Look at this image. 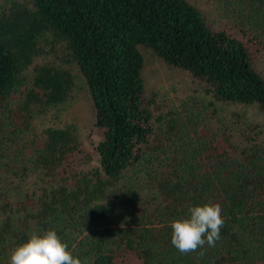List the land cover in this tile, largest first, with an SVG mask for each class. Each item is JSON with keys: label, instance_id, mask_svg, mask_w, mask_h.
<instances>
[{"label": "trees", "instance_id": "16d2710c", "mask_svg": "<svg viewBox=\"0 0 264 264\" xmlns=\"http://www.w3.org/2000/svg\"><path fill=\"white\" fill-rule=\"evenodd\" d=\"M216 5L223 27L190 0H0V264L49 229L88 264H264V0ZM141 47L196 80L210 112L163 110ZM79 83L101 134L86 169L74 124H35ZM218 104L261 120L235 137ZM205 203L222 208L220 239L183 254L170 224Z\"/></svg>", "mask_w": 264, "mask_h": 264}, {"label": "rangeland", "instance_id": "374dc122", "mask_svg": "<svg viewBox=\"0 0 264 264\" xmlns=\"http://www.w3.org/2000/svg\"><path fill=\"white\" fill-rule=\"evenodd\" d=\"M204 13L207 21L214 27L226 25V18H222L217 11L216 0H190ZM144 56L143 77L146 92L154 96L158 105L163 110H174L181 114L203 108L210 112L206 104L209 97L204 93L199 83L183 70L173 68L162 61L150 50L141 47ZM264 62V57L262 60ZM264 67V66H259ZM218 116L212 119L214 124H219L221 119L231 128L235 137L239 131L248 126H257L261 120L258 110L252 106L244 105H217ZM37 127L45 125H64L72 123L76 126L82 140L84 153L75 157L73 164L79 169H86L96 163L94 146L101 138L100 131L93 124V109L87 92L80 83L77 84L71 97L61 106L48 108L45 112H35ZM239 117V118H238ZM92 155L90 162H85V155ZM127 264H140L135 256L127 258Z\"/></svg>", "mask_w": 264, "mask_h": 264}, {"label": "clouds", "instance_id": "9594fccd", "mask_svg": "<svg viewBox=\"0 0 264 264\" xmlns=\"http://www.w3.org/2000/svg\"><path fill=\"white\" fill-rule=\"evenodd\" d=\"M189 217L171 222V243L187 254L203 248L215 247L224 224L222 208L216 203H205L189 208ZM123 227V225H121ZM10 264H88L74 256L69 246L54 229L34 230L27 241L11 252Z\"/></svg>", "mask_w": 264, "mask_h": 264}]
</instances>
